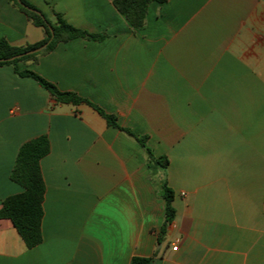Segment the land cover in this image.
<instances>
[{
	"label": "crops",
	"instance_id": "crops-1",
	"mask_svg": "<svg viewBox=\"0 0 264 264\" xmlns=\"http://www.w3.org/2000/svg\"><path fill=\"white\" fill-rule=\"evenodd\" d=\"M28 1L105 37L60 43L19 69L91 101L170 163L150 169L146 149L92 107L57 103L0 67V209L24 191L11 180L21 146L50 141L42 243L27 248L0 219V264H264V0L153 2L140 30L114 0ZM44 38L0 0V39ZM165 181L176 215L159 241Z\"/></svg>",
	"mask_w": 264,
	"mask_h": 264
},
{
	"label": "trees",
	"instance_id": "trees-1",
	"mask_svg": "<svg viewBox=\"0 0 264 264\" xmlns=\"http://www.w3.org/2000/svg\"><path fill=\"white\" fill-rule=\"evenodd\" d=\"M28 20L36 27L42 28L45 38L35 44L26 46H13L5 39H0V67L11 65L16 74L20 77H30L36 80L45 88L52 97L60 104L80 105L87 104L96 110L108 123L129 136L133 137L148 153V166L152 170L167 169L169 159L166 156L156 157L148 146L147 136H138L132 130L123 128L118 124L117 118L107 114L91 101L81 98L73 92L59 90L56 85L45 80L31 70H20L19 63L35 60L39 55L48 54L60 43H66L76 38L90 40H101L105 37L102 34H90L68 24L60 15L56 14V20L52 22L47 16L28 0H9ZM167 0H114V6L137 30L144 27L148 8L151 3H164ZM47 44L39 53L25 55L15 58L28 51ZM12 58H15L11 60ZM50 152V141L46 135L39 136L24 143L18 153L14 168L11 173V180L20 185L24 191L7 197L0 209V219H9L19 235L24 240L27 248H34L42 243V220L44 217L43 202L45 196V182L41 171V160ZM163 197L166 201L165 221L160 229L159 241L167 234L169 226L173 223L176 210L173 205L174 192L168 187L165 181L162 184ZM152 258L134 257L131 264H152Z\"/></svg>",
	"mask_w": 264,
	"mask_h": 264
},
{
	"label": "water",
	"instance_id": "water-1",
	"mask_svg": "<svg viewBox=\"0 0 264 264\" xmlns=\"http://www.w3.org/2000/svg\"><path fill=\"white\" fill-rule=\"evenodd\" d=\"M18 1H20V0H18ZM46 46H47V44H45V45H43V46H41V47H38V48H36V49H34V50L28 51V52H26V53H24V54H22V55H19V56L15 57V58H21V57H23V56H25V55H31V54L39 53V52H41ZM15 58H12L11 60H13V59H15Z\"/></svg>",
	"mask_w": 264,
	"mask_h": 264
},
{
	"label": "built area",
	"instance_id": "built-area-1",
	"mask_svg": "<svg viewBox=\"0 0 264 264\" xmlns=\"http://www.w3.org/2000/svg\"><path fill=\"white\" fill-rule=\"evenodd\" d=\"M173 249H174V250H176V249H177V247H176V246H174V247H173Z\"/></svg>",
	"mask_w": 264,
	"mask_h": 264
}]
</instances>
